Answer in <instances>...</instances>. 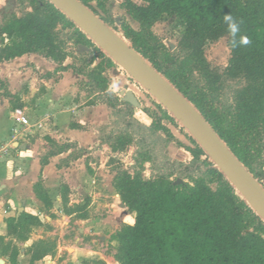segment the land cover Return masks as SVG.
Masks as SVG:
<instances>
[{
  "label": "trees",
  "instance_id": "obj_1",
  "mask_svg": "<svg viewBox=\"0 0 264 264\" xmlns=\"http://www.w3.org/2000/svg\"><path fill=\"white\" fill-rule=\"evenodd\" d=\"M78 1L97 16L90 3L99 5L100 0ZM26 2L33 8L32 12L7 22L0 20V63L37 54L57 66L52 74L44 75L47 79L71 70L83 78L76 86L78 94H84L85 105L103 104L110 111L109 124L97 130L100 145H106L112 153H120L132 144L136 148L132 170L121 169L114 178L121 203L127 214L134 215L133 224L119 230L115 261L118 264H264V222L194 139L156 103L161 116H153L158 122L153 120L151 128L165 133L170 142L191 157L187 164L157 161L148 142L150 127L135 120L132 106L108 89L104 67L116 64L47 0H17L20 5ZM10 3L11 0L7 8ZM120 8L138 24L135 31L123 23V38L196 108L264 188V0H122ZM226 14H231L239 24L240 31L234 38L224 21ZM164 16L176 17L183 28L172 52L152 32ZM60 20L70 23L81 44L98 54L101 62L96 67L89 70L92 61L86 62L85 67L65 65L66 52L52 36L53 27ZM241 36H247L251 42L240 44ZM224 37L230 51L227 66L222 70L211 68L205 60L204 47ZM3 96L13 99L6 91ZM15 106L11 102V107ZM164 119L178 128L192 147L182 144L162 126L160 122ZM69 127L82 129L74 123ZM71 149L67 162L85 152L65 143L41 156V168L50 157ZM147 160L153 163L156 174L146 180L138 166ZM33 191L45 208L51 207L41 176ZM60 195L63 214L72 216L83 209L69 205L66 185L61 187ZM5 223L10 240H0L2 255L8 257L10 264H17L20 250L34 230L49 227L25 212L8 218ZM23 249L30 263H34L54 256L56 240L40 238Z\"/></svg>",
  "mask_w": 264,
  "mask_h": 264
},
{
  "label": "crops",
  "instance_id": "obj_2",
  "mask_svg": "<svg viewBox=\"0 0 264 264\" xmlns=\"http://www.w3.org/2000/svg\"><path fill=\"white\" fill-rule=\"evenodd\" d=\"M65 65L68 62L65 61ZM56 68V64L37 54L0 63V150L5 149L0 155V239L10 240L5 223L8 218L25 212L38 217L41 222H49L50 213L58 219L61 217L65 232H34L23 248L45 234L46 238L57 241L54 256L30 263L22 248L17 264H118L111 235L127 219H131L127 225H132L134 215L127 214L112 180L106 179L108 167L102 163L106 157L115 156L98 141L97 128L106 125L110 111L103 104L87 106L83 103L84 94H77L76 86L83 78L71 70L56 73V78L44 77ZM5 91L13 96L12 100L3 96ZM11 102L20 106L15 108L23 109L24 115L27 111L33 114L36 121L32 128L14 124L11 112L15 108L11 107ZM70 123L82 129H71ZM24 131L28 132L25 136ZM47 139L56 144L60 141L74 144L85 152L76 160L67 162L71 149L50 157L47 165L41 168L40 158L47 148ZM96 148H99L98 152H93ZM167 149L183 163L189 161L190 155L186 151L172 146ZM93 155L99 156L102 163L99 167L92 163ZM39 176L53 204L49 212L33 191ZM61 180L69 190V205L86 207L85 217L77 219L80 227L76 232H68L71 216L65 218L61 211ZM2 247L0 240V264H10L8 257L2 255Z\"/></svg>",
  "mask_w": 264,
  "mask_h": 264
},
{
  "label": "rangeland",
  "instance_id": "obj_3",
  "mask_svg": "<svg viewBox=\"0 0 264 264\" xmlns=\"http://www.w3.org/2000/svg\"><path fill=\"white\" fill-rule=\"evenodd\" d=\"M8 1L9 0H0V20L2 19L4 22L10 21L13 17L17 18L23 13L33 11V8L29 5L28 2L20 5L17 3V0H11V5L9 8H7ZM121 2L122 0H100L99 5L96 2H91L90 6L96 11L98 17H102L104 20L108 21L107 23H110V27L116 29L117 33L122 36L121 25L123 23H127L135 31L138 30V24H136L129 16H127L120 8ZM182 31L183 28L180 21L174 16H164L152 28V32L161 40L164 47L167 48L170 52L175 50L177 41L179 40ZM52 36L55 42H57L66 52V62H68V64H73L76 67H85L86 62L92 61L93 63L88 67L90 70L96 67L101 62V59L99 58L97 53L81 44V41H79L78 36L74 32V27L70 25V23H68L66 20H60L56 22L52 30ZM204 57L207 64L211 68H219L221 70L225 68L230 58L227 38L224 37L215 43L207 44L204 47ZM104 76L108 81V89L114 96H116L123 102L129 100V102L127 103H129L133 108V118L135 120H137L140 124L146 126L147 128H151L153 120H155V123L158 122L157 119L153 118V116H156L157 118L161 116V113L156 106L157 102L137 83H135L117 64L113 67H104ZM82 98L83 103H86L84 97ZM74 100L76 101L78 100V98H74ZM15 107H17V105ZM24 119L26 124L28 125L27 127L30 128H32L31 126H33L36 121L33 114L29 111L26 112ZM109 121L106 123V125L109 124ZM160 124L165 128H168L170 133L176 139L182 142V144L187 147H192L187 139L181 134L179 129L173 127L167 120H162ZM178 125L179 127H181L180 124ZM100 127H98L97 130ZM150 128L148 130V142L152 154L157 157V161L161 162L162 160H169L170 162L183 163L182 159L176 156L174 157V154L167 152V148L169 146H172L176 150L184 152L185 150H183L182 148H177V146L173 142H170V138L165 133L158 132L157 130ZM46 145L47 148L42 152L41 156L47 154L52 150L59 149L60 147H62L63 142L60 141V143L55 144L54 141L47 139ZM99 148L94 149L93 152H98ZM135 150L136 148L132 144L128 146L124 151L115 153L114 157H106V160L102 162L105 163V165L108 167V175L106 174V179L112 180L113 186L114 178L119 170H132V167L134 166V161L132 158ZM188 158L189 161L185 162L186 164L191 161V157ZM92 163L96 164L98 167L102 164L100 162L99 156L97 155H93ZM138 169L141 172V177L146 180L150 179L153 174H156V171H154L153 169V163L150 160H147L142 165L138 166ZM170 179H172V177ZM64 184V180H61L59 191H61V187ZM52 207L53 204H51L50 208L45 209L49 212ZM82 208V210L78 211L75 215H72L71 219H69L70 222L67 224V227L70 229V231L68 232H76V228L80 227L79 221L77 219H83L80 218V216L84 215L85 217L86 214V207L83 206ZM48 215L51 220L49 222L44 221L43 223L48 224L49 227L46 229H36L33 232H65L64 229L66 228V226H64L63 228L61 227V225L63 224L62 220L60 219L61 217L58 219L57 217H55V215H50V213H48ZM64 217L66 218L69 216L64 214ZM125 222L111 235V242L114 243V248L116 250L115 254L118 249L119 230L123 226L127 225V223L131 222V219H127ZM57 223H59L60 226L57 225ZM43 238H46L45 234H43Z\"/></svg>",
  "mask_w": 264,
  "mask_h": 264
},
{
  "label": "water",
  "instance_id": "obj_4",
  "mask_svg": "<svg viewBox=\"0 0 264 264\" xmlns=\"http://www.w3.org/2000/svg\"><path fill=\"white\" fill-rule=\"evenodd\" d=\"M47 1L64 14L186 130L229 184L264 222V188L231 153L196 108L121 35L81 2L78 0Z\"/></svg>",
  "mask_w": 264,
  "mask_h": 264
},
{
  "label": "clouds",
  "instance_id": "obj_5",
  "mask_svg": "<svg viewBox=\"0 0 264 264\" xmlns=\"http://www.w3.org/2000/svg\"><path fill=\"white\" fill-rule=\"evenodd\" d=\"M224 21L228 24V31L230 35L234 38L236 34L240 31L239 24L234 20L231 14L224 15ZM251 41L247 36H241L239 43L243 45L249 44ZM236 46L235 40H233V47Z\"/></svg>",
  "mask_w": 264,
  "mask_h": 264
},
{
  "label": "built area",
  "instance_id": "obj_6",
  "mask_svg": "<svg viewBox=\"0 0 264 264\" xmlns=\"http://www.w3.org/2000/svg\"><path fill=\"white\" fill-rule=\"evenodd\" d=\"M24 118H25V115H24V110L23 109L15 108V109L12 110L11 119L14 122V124H16L18 126H21V127H25V126L27 127L28 125L26 124ZM13 132L16 133V130L14 129ZM22 134H24V136H25L26 134H28V132L24 131ZM4 152H5V149H1L0 150V155L2 153H4Z\"/></svg>",
  "mask_w": 264,
  "mask_h": 264
}]
</instances>
